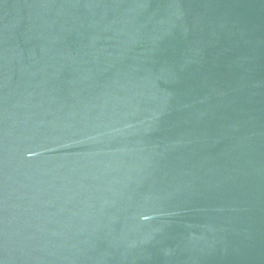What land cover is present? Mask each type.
Listing matches in <instances>:
<instances>
[{
    "label": "water",
    "instance_id": "1",
    "mask_svg": "<svg viewBox=\"0 0 264 264\" xmlns=\"http://www.w3.org/2000/svg\"><path fill=\"white\" fill-rule=\"evenodd\" d=\"M0 264H264V0H0Z\"/></svg>",
    "mask_w": 264,
    "mask_h": 264
}]
</instances>
